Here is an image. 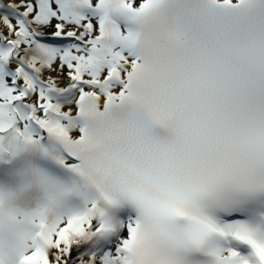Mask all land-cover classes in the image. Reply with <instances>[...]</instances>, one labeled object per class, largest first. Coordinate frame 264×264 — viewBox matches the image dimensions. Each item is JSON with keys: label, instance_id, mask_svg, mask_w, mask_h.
<instances>
[{"label": "snow or ice", "instance_id": "snow-or-ice-1", "mask_svg": "<svg viewBox=\"0 0 264 264\" xmlns=\"http://www.w3.org/2000/svg\"><path fill=\"white\" fill-rule=\"evenodd\" d=\"M0 264H264V0H0Z\"/></svg>", "mask_w": 264, "mask_h": 264}, {"label": "bare ground", "instance_id": "bare-ground-1", "mask_svg": "<svg viewBox=\"0 0 264 264\" xmlns=\"http://www.w3.org/2000/svg\"><path fill=\"white\" fill-rule=\"evenodd\" d=\"M5 2H6V0H5Z\"/></svg>", "mask_w": 264, "mask_h": 264}]
</instances>
